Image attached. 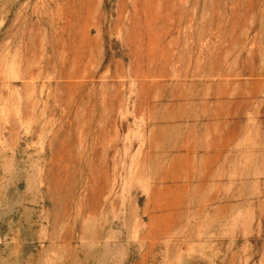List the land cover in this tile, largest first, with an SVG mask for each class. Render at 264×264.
Masks as SVG:
<instances>
[{
  "label": "rangeland",
  "instance_id": "obj_1",
  "mask_svg": "<svg viewBox=\"0 0 264 264\" xmlns=\"http://www.w3.org/2000/svg\"><path fill=\"white\" fill-rule=\"evenodd\" d=\"M0 264H264V0H0Z\"/></svg>",
  "mask_w": 264,
  "mask_h": 264
}]
</instances>
